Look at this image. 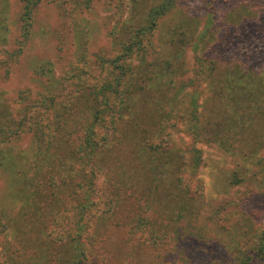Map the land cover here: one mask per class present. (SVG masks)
<instances>
[{"label":"rangeland","instance_id":"obj_1","mask_svg":"<svg viewBox=\"0 0 264 264\" xmlns=\"http://www.w3.org/2000/svg\"><path fill=\"white\" fill-rule=\"evenodd\" d=\"M135 1L43 0L25 44L23 0H0L2 150L19 163L13 172L0 157V264H247L262 238L264 122L247 120L256 146L244 166L236 143L221 135L216 141L217 123L210 116L219 105H228L224 118L234 108L215 84L222 74L232 76L234 66L264 92V0H177L144 37L146 48L121 59L118 44L129 38L124 30L142 24ZM140 1L147 11L164 2ZM239 27L243 35L236 34ZM180 41L185 52L178 57ZM247 42L250 47L243 46ZM209 58L216 62L214 72L204 66ZM159 71L160 81L148 84L147 72ZM101 89L111 100L96 122L85 110L96 97L104 101ZM259 104L264 119V98ZM73 108L83 121L75 133L67 119ZM135 116L148 117L141 130L151 132L137 150L128 146ZM25 117L30 119L17 129ZM217 120L240 130L237 120ZM64 122L70 150L84 160L59 159ZM41 129L43 143L36 137ZM111 150L117 168L103 166ZM149 160L159 166L153 188L159 187L144 192L152 187L142 169ZM132 192L143 207L153 208L152 214L140 209L143 230L133 236L132 226H118L136 212ZM170 192L176 201H188L194 214L157 216L159 199ZM153 227L161 236L169 233L162 253L151 246Z\"/></svg>","mask_w":264,"mask_h":264},{"label":"trees","instance_id":"obj_2","mask_svg":"<svg viewBox=\"0 0 264 264\" xmlns=\"http://www.w3.org/2000/svg\"><path fill=\"white\" fill-rule=\"evenodd\" d=\"M90 1V0H89ZM43 0H23V20L25 22V26L22 27L24 28L26 37H25V44L28 42L29 39V35H30V28L34 23V10L36 9V7L42 3ZM177 0H164V2L154 8H150L147 11V7H146V3L145 1H140V0H136L135 1V7L137 9V14H140L141 21L142 24L140 25V27L133 29L131 27H127L124 30V34L128 33L129 34V38L128 39H122L121 42H119V47L120 50L122 52V58L121 59H126V58H131V56L138 50V51H143L146 46L144 44V37L146 35H151L155 32V30L158 27L159 24V20L165 16H167L170 12H172L175 9ZM258 20L260 22L263 21V16H259ZM181 29V27H180ZM179 29V30H180ZM237 30L235 31L237 35L239 34H244L245 32L243 31V29L236 28ZM246 30V28L244 29ZM182 32V31H181ZM234 32V34H235ZM228 36L229 39L234 36ZM249 37H253V35H248ZM263 36V35H262ZM121 38V37H120ZM180 47L177 48V50L179 49V56L183 55V53L185 52V45L182 43V41H180L179 43ZM244 47H250L249 46V42H247L246 44L243 45ZM19 55L16 56L19 57ZM223 56L225 57V54H223ZM104 57H99V61L100 62H104L105 64L108 62V59L104 58ZM230 62V61H227ZM215 64L216 62H214V59L209 58L206 59L204 62V66H208L209 69H212V72H214L215 69ZM231 64V63H230ZM235 68V66H234ZM234 68L232 69V76L230 74L224 75L222 74V78H218L215 81L216 87H219L220 90L223 92L221 94H219L218 96L221 97L223 94H225L227 96V101L228 102H233V110L231 111V113L228 115L227 117L224 118L223 114L221 111H223V113H227L229 112V108L228 105H219L216 109H214V112L212 113V115L210 116V119H214V121L217 123L215 128H216V133L217 135H215V139L217 141L219 135H221L220 137L222 138V140H224L225 142H229L230 145L236 143L239 147V153L238 156L240 159H242V162L245 166V164L247 162H249V160L251 159V156L249 155V152L251 151L252 147L254 148L256 145V137L253 136V130H252V126L251 125H246L247 120L248 119H256L257 123L259 124V126H261L262 122H264V119L260 118V116L262 115V107L259 104V101L261 98H264V92L260 90L259 87H254L250 85V82L246 79V77H244L240 72L234 70ZM123 70V69H122ZM147 75L149 76L148 78V84L151 83L152 81H154V79H156L158 82L161 79V75L162 72H147ZM229 75V76H228ZM118 80H120V86H121V79L119 78ZM264 84V80H259L260 83ZM159 88L162 91L163 89L161 87H163V85H160L159 83ZM118 90V88H117ZM104 92V89H101L98 96H101L102 93ZM122 93H118L117 96L119 97V99L121 98L120 102L122 101ZM165 92V91H164ZM217 92V90H216ZM104 101L100 102V100L98 99L99 97H96V100H94L93 102H90L89 104H86V110L85 112L87 113H92V115L96 118V122H98V120L103 117V108L104 107H109V101L111 100L110 97H106V93L104 92ZM133 95H135V93H133ZM88 100V99H87ZM255 102V103H254ZM83 104V102H82ZM109 104V106H108ZM134 105V108L137 109L139 108V106L137 105V103H131ZM148 117H145V119L141 120V121H137V116L133 117V121L131 122V124L133 125V127L137 128V130H132V134L130 135L131 139L130 142L128 143V146H132L134 149L137 150L138 143L140 141H142V143H145L149 140H151L150 134L151 132L149 131V129L147 127H144L143 130H141L142 127V122L145 120H149L147 119ZM30 119V117H25L22 121L19 122V124H17L16 127L17 129H19L21 126H23L28 120ZM67 119H72V121H70V124L72 126H74L75 130L73 131L74 133L78 130V128L81 126V123H83L82 121V116H79V111L77 109L74 110V108L72 109L71 112L67 113ZM136 119V120H135ZM216 119V120H215ZM217 119H233L237 120L238 125L240 130L235 131L234 129H230L228 130L225 127V124L223 122H220ZM68 121V120H67ZM3 123H7V121H4V119H2ZM210 123V122H209ZM212 123V121H211ZM130 124V125H131ZM137 124V125H136ZM10 126H16V123H11L9 124ZM41 126V125H40ZM66 126V122H64V124L61 126L63 129V132L60 133V137H61V144H60V149H62L63 147L65 148V153H61L59 151V159L63 160V161H69L72 159H76V160H80L83 159L84 160V155L82 156H78V153L74 150H70V141H66V139H69V134L67 132L64 131ZM4 132L5 130L1 129V124H0V157L3 159V161H5L6 166L12 170L13 172H15L16 170L19 169V163L18 161L16 162L15 160H11V158H9L7 155L3 154V150H2V142H3V138H4ZM40 136L39 133L36 136L37 139L40 142H44V131L41 129L40 130ZM205 132H208V130H206ZM204 132V134H205ZM234 133V134H233ZM72 134V133H71ZM210 134V133H209ZM225 135H226V140H225ZM141 143V144H142ZM140 144V145H141ZM116 149V148H115ZM50 150V142L46 143V151ZM231 152V151H230ZM110 157H108V162H105L103 164V166H107L109 164H112L113 167L117 168L119 167L118 165V161L119 159H116L115 156V151L111 150L109 153ZM78 157V158H77ZM243 157V158H241ZM89 161L91 162V159H89ZM148 162V163H147ZM146 162V166H143L142 169H144L147 172V178L145 177V179H148L149 182H151V188H149L148 190L146 189L144 192H152L153 189H157L159 187V184H156L153 188L154 183L159 182L157 177H153V174L156 175V171L157 169H159V166H153V160H149ZM170 162L172 164H175V160L171 159ZM169 163H165L161 165V170H163L164 168H168L170 165ZM90 164V163H89ZM168 166V167H166ZM175 166V165H174ZM88 167V166H87ZM89 170H91V167H88ZM166 170V169H165ZM165 171L160 172L161 174H164ZM171 173V171H168ZM142 175V174H141ZM140 175V176H141ZM237 177V176H236ZM126 179H124L123 181H125ZM29 181L28 179H23V184L25 185L27 182ZM239 183H241L242 181H238ZM174 183V182H173ZM238 184V183H236ZM39 185V184H38ZM19 185H17L18 187ZM27 186V185H25ZM24 188V186H23ZM172 188V186H171ZM170 188V191H171ZM171 194V195H170ZM170 194H165L164 196H162L159 199L158 205L160 208V212L157 216H160V218L165 217L167 219H172V217L177 216L178 212L179 213H190V214H194V212H191L190 210V206L188 201H176L173 197V193L170 192ZM171 196V197H170ZM41 197L42 198H46L49 199L50 197L48 196V194L46 193H41ZM89 197H87L88 199ZM131 198L133 200V204H134V208H132V210L135 212L133 214V216L126 222H119V227L120 225H123L124 227H128V226H132V230L129 231L130 235L133 236L135 234H137L139 231L143 230L142 229V217L144 216L143 211L145 209L146 213L150 212L149 214H152V210L153 208L151 207V205L146 204L143 207L142 204V198L137 197V195L132 192L131 194ZM186 200V199H185ZM53 202V201H52ZM143 211H141V210ZM145 213V212H144ZM57 215V213L55 214V216ZM182 217V215H181ZM156 222H158V220H156ZM155 222V224H156ZM173 222V221H172ZM190 224H193V222H191ZM155 227V225H154ZM154 231L149 235V240L151 242V246L153 248V250H157L158 253H162V246L164 244H168L170 241V238L168 236V234L166 236H161L160 231L157 228H154ZM145 233V232H143ZM185 233V232H182ZM132 238V237H131ZM28 245L30 246H42V243H37V244H32L30 241H28ZM253 251V255H251V252ZM250 255H247V264H264V234L262 235V238L260 239V241H255L253 248L251 251H249ZM76 264V263H75ZM105 264H109V263H105Z\"/></svg>","mask_w":264,"mask_h":264}]
</instances>
